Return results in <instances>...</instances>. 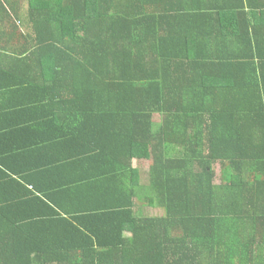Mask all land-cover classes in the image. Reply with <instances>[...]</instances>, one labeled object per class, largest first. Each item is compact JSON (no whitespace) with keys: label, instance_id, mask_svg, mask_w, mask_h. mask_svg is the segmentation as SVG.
<instances>
[{"label":"trees","instance_id":"1","mask_svg":"<svg viewBox=\"0 0 264 264\" xmlns=\"http://www.w3.org/2000/svg\"><path fill=\"white\" fill-rule=\"evenodd\" d=\"M0 264H264V0H0Z\"/></svg>","mask_w":264,"mask_h":264},{"label":"rangeland","instance_id":"2","mask_svg":"<svg viewBox=\"0 0 264 264\" xmlns=\"http://www.w3.org/2000/svg\"><path fill=\"white\" fill-rule=\"evenodd\" d=\"M154 119L156 120L157 123H160L162 118L155 116ZM151 165V161H145V160H141V161H137L136 162V166L137 168L140 170L141 173V177H142V181L145 182L146 178H147V174L149 172V168ZM215 169H217V171H219V167L216 166ZM137 212L141 213V214H145V215H150V216H161L164 214V211L158 207H148L147 203H143V202H138L137 201Z\"/></svg>","mask_w":264,"mask_h":264}]
</instances>
